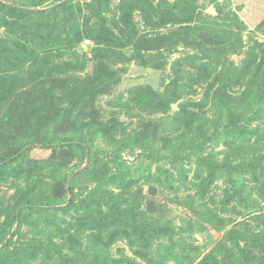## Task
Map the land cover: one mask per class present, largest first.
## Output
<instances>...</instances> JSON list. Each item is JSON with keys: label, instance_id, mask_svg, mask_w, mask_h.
<instances>
[{"label": "rangeland", "instance_id": "374dc122", "mask_svg": "<svg viewBox=\"0 0 264 264\" xmlns=\"http://www.w3.org/2000/svg\"><path fill=\"white\" fill-rule=\"evenodd\" d=\"M0 2L33 11L57 5L54 21L62 26L55 33L76 34L37 46L44 61L33 64L18 46L27 38L33 48L46 42L33 38L49 30L43 15L0 7V159L11 155L0 163V229L11 224L0 264H60L48 241L80 264H198L209 255L218 264H257L254 256H264V91L253 80L264 57V0ZM88 27L122 55H96L103 42L89 37ZM60 62L79 69L52 73ZM93 76L105 79L100 91L89 86L84 104L36 125L37 110L51 113V93ZM172 83L174 97L163 112L130 98L136 87L160 97ZM220 87L256 134L224 127ZM192 115L199 121L190 124ZM86 121L114 123V135L87 143ZM164 137L183 140L165 147ZM53 138L80 141L85 153L44 148ZM202 156L230 165L210 176ZM244 159L260 165L238 166ZM31 198L56 203L34 202L19 215L20 202Z\"/></svg>", "mask_w": 264, "mask_h": 264}, {"label": "trees", "instance_id": "16d2710c", "mask_svg": "<svg viewBox=\"0 0 264 264\" xmlns=\"http://www.w3.org/2000/svg\"><path fill=\"white\" fill-rule=\"evenodd\" d=\"M29 1L36 2V4H41L46 0H29ZM21 2L23 4H29L28 2H23V1ZM0 7H2L3 9H7L5 11H9L10 9L11 11H14L13 12L14 14H16L15 12H17L19 15H30V14L31 15L32 14H42L43 15L45 24L49 26V30L46 31L45 34L43 35L35 34L36 36H33V38H41V36H44L46 38V42L37 43V45L35 44V48H33L30 45L31 40L27 38L26 40L20 43V46H18L22 49L21 52L24 51L25 57L32 60L33 64L41 63L44 61L43 57L40 56L41 53L37 50V46L41 48L42 45L44 44H47V45L61 44L62 42L73 40L76 35L75 33H73V30H72V33L67 32L65 34V37H61L60 35H58V33H55V27L62 26V24H60L59 22L56 23L54 21V16L58 8L57 5L50 7L48 10H43V11L28 10V9H24V8L17 7V6L7 5L2 2H0ZM127 27L130 28V24H127ZM86 33L89 34V37L94 39L97 42V44H100V42H103V46H99L96 48V50H98V52H96V55H102L101 53H104V52H101V51L115 52L117 56L122 55V53L117 49V47L115 48L111 47L110 41L105 40V34L102 31H99L93 28L91 29L88 27L86 30ZM136 36L137 35L134 33V30H133V32L130 34L131 41L136 40ZM9 55H12V53L9 52ZM50 69L52 73L62 74L69 70L76 71L79 68L77 64L73 62H60V63H52V65L50 66ZM256 71L257 72H256L255 79L253 80V83H256L258 88H260V91L262 92V90L264 91V57L258 64V68ZM72 80H76V79H72ZM176 80L177 79H175L174 81ZM104 83H105V79H103L101 76H93L90 79V82L83 80V83L80 86L77 83H74V81H71L70 83L71 85L67 84L68 90L60 92L59 96H57L54 93H51L49 102L54 104V106H52L53 108L51 109V113L49 114V116H46V107L44 110L42 109L37 110L39 113V116L35 122L36 125L39 126V125L47 124V123H54L55 121L58 120L59 116L65 115L70 111L73 103L80 104V105L85 103L84 91L86 88L90 86L93 89H98V91H100V87L103 86ZM172 89H173V83L165 89V91L160 97H158V95H155V93L151 89L141 88V87H136L133 90H130L129 94H130V98L134 100V102L138 104L140 107H142L143 109H146L152 112H157V111L163 112L165 111L164 109H166V105L170 103L172 101V98L174 97ZM218 91L219 92L216 96V99L218 103L223 108H225V112H227V122L225 123L224 127L228 130H233V131L238 130L241 133L256 134L257 133L256 128L251 127L249 129L245 124L241 123V120L243 118V113L237 111L238 108L234 105L233 97L227 94L225 88L223 87H220ZM154 96L157 98L156 103L153 100L155 98ZM24 111L27 113L28 109H25ZM197 120L199 121V118L195 115L190 116L188 119L190 124H192L194 121H197ZM187 125L189 127V124ZM203 126L200 124L197 129V131H202L201 132L202 134L205 133V131L203 130ZM84 128L87 129L88 131V140L86 141L87 143H89L93 141V139L97 137L98 135H101L104 138L112 137L114 135L115 125L114 123H108V122L92 123V122L86 121V123L84 124ZM207 138L208 137H206V139ZM64 139L70 140V141L74 140L73 138H53L45 142L44 148H57L60 146H70V147L75 148L78 151H81L83 154L85 153V146L80 143L70 142L66 145L65 144L64 145L50 144L51 142L58 141V140H64ZM178 140H183V138L179 137V138L170 139L168 137L167 138L164 137L162 138V143L165 147H169L172 145H178L177 144ZM81 141H85V140L82 139ZM24 146L25 145L17 147L15 152H19ZM90 147H91V144H90ZM10 157L11 155L2 157L0 161L8 159ZM147 157L151 158L152 155H148ZM199 162H201L202 164L210 168V176H213L217 171L221 170L224 167V165L226 167L227 165H230V164H226V162L217 163L207 156L200 157ZM261 163H262L261 167L264 168V160H262ZM258 165L260 164L257 161H246L245 159L238 164V166H241V167H246V168L250 167L248 169L252 171H254L258 167ZM103 198H105L106 200L108 199L106 195H103ZM108 200H110L109 201L110 205H108L110 212H112L113 215H115L116 217H120L122 219L123 215L121 212H119V208L116 205V202H113L112 198ZM34 202L56 203L55 200L38 201V200H35L34 198L27 199V200L20 202L19 215L21 214L23 210L34 208V205H33ZM24 204H27V206L21 207V205H24ZM10 227H11V224L9 222L7 226H4L3 228L0 229V243L4 240L7 233L10 231ZM47 245L50 250H53L58 255L60 264H80V262L77 261L76 258L73 257L72 254L63 250L62 246H60L59 244H56L55 242H52V241H48ZM4 252H5V248H0V256H3ZM254 259L257 261V264H262L264 262V256H254ZM198 264H218V262L214 259L213 256L209 255L206 258H204L202 261H200Z\"/></svg>", "mask_w": 264, "mask_h": 264}, {"label": "water", "instance_id": "95a60500", "mask_svg": "<svg viewBox=\"0 0 264 264\" xmlns=\"http://www.w3.org/2000/svg\"><path fill=\"white\" fill-rule=\"evenodd\" d=\"M22 6V5H21ZM22 7H26V6H22ZM73 143H82V142H80V141H77V140H74V141H72ZM65 143H67V142H65ZM27 146H24L19 152H17L15 155H18L21 151H23L25 148H26ZM10 158H8V159H6V160H3V161H0V163H3V162H5V161H8Z\"/></svg>", "mask_w": 264, "mask_h": 264}]
</instances>
